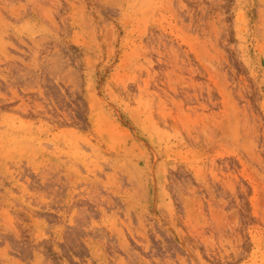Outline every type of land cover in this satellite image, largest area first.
Returning a JSON list of instances; mask_svg holds the SVG:
<instances>
[{
  "label": "rangeland",
  "instance_id": "374dc122",
  "mask_svg": "<svg viewBox=\"0 0 264 264\" xmlns=\"http://www.w3.org/2000/svg\"><path fill=\"white\" fill-rule=\"evenodd\" d=\"M0 264H264V0H0Z\"/></svg>",
  "mask_w": 264,
  "mask_h": 264
}]
</instances>
